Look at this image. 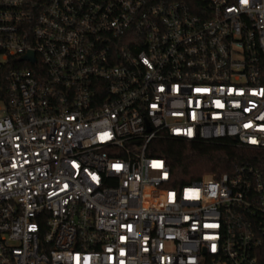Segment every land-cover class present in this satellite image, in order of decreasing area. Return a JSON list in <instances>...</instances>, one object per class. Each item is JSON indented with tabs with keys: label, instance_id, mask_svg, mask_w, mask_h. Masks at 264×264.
<instances>
[{
	"label": "built area",
	"instance_id": "obj_1",
	"mask_svg": "<svg viewBox=\"0 0 264 264\" xmlns=\"http://www.w3.org/2000/svg\"><path fill=\"white\" fill-rule=\"evenodd\" d=\"M0 264H264V0H0Z\"/></svg>",
	"mask_w": 264,
	"mask_h": 264
},
{
	"label": "trees",
	"instance_id": "obj_2",
	"mask_svg": "<svg viewBox=\"0 0 264 264\" xmlns=\"http://www.w3.org/2000/svg\"><path fill=\"white\" fill-rule=\"evenodd\" d=\"M148 155L165 159L170 167L173 188L199 182L207 176L215 178L247 163L255 164L259 152L240 147L230 138L205 142L182 140H156L148 150Z\"/></svg>",
	"mask_w": 264,
	"mask_h": 264
}]
</instances>
